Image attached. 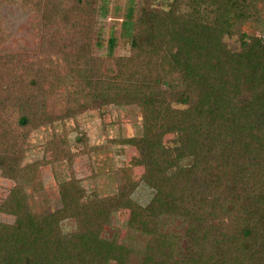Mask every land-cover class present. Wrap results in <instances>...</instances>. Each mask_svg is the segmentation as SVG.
<instances>
[{
	"label": "trees",
	"instance_id": "obj_1",
	"mask_svg": "<svg viewBox=\"0 0 264 264\" xmlns=\"http://www.w3.org/2000/svg\"><path fill=\"white\" fill-rule=\"evenodd\" d=\"M22 1L37 14L46 62L23 64L0 37V174L14 181L0 198L13 216L0 221V264H264V0H141L128 54L106 62L79 45L96 0ZM110 104L139 108L140 134L112 139L135 149L139 178L100 194L72 175L57 184L58 207L33 210L19 180L40 187L45 161L22 163L27 137ZM78 141L87 150L86 135ZM69 146L66 131L44 143L50 161L71 164ZM140 181L154 189L146 204L132 197ZM166 217L183 229H165Z\"/></svg>",
	"mask_w": 264,
	"mask_h": 264
},
{
	"label": "rangeland",
	"instance_id": "obj_2",
	"mask_svg": "<svg viewBox=\"0 0 264 264\" xmlns=\"http://www.w3.org/2000/svg\"><path fill=\"white\" fill-rule=\"evenodd\" d=\"M34 1L39 0H32ZM70 1L59 0V7H66ZM163 1L165 0H155L156 3ZM140 2L141 0H96L91 32L79 39L81 50L90 52L99 59L105 58V62L112 56L128 54L127 40L132 32ZM36 21L35 9L24 6L22 0L3 3L0 6V37L3 36L1 47L11 54L23 52V55L28 57L23 58V64L32 60H40L41 65L46 62ZM242 28L244 31L257 33L252 21H247ZM225 41L232 48L238 47L235 36H225ZM10 64L12 62L9 61ZM64 131L67 133L70 150L74 152L71 164L64 159L50 161L51 155L44 147L46 139L54 137L55 133L60 135ZM140 132L139 108L135 105L115 104L103 106L102 110L85 109L74 117L62 121L56 120L52 125L40 126L33 130L27 137L22 163L25 165L44 159L45 162L39 165L37 174L41 186H35L32 175L26 173L19 180L28 195L32 209L51 210L58 207L60 198L57 184L72 175L80 179V184L88 191L96 189L100 194L114 191L119 179L124 181L138 179L143 167L139 163L135 149L128 144L115 143L112 139L120 136H135ZM82 134L87 137L85 151L83 150L85 147L78 141ZM189 162V159L182 160L184 164ZM13 185V180L0 174V198L5 196ZM153 192L152 187L140 181L132 197L140 204H146ZM126 220V210L112 214V226L119 227L120 238L123 237ZM0 221L12 222L13 216L0 212ZM68 224L74 227L73 221H69ZM162 224L167 230L180 232L184 221L166 217ZM106 232L110 231L106 230Z\"/></svg>",
	"mask_w": 264,
	"mask_h": 264
}]
</instances>
